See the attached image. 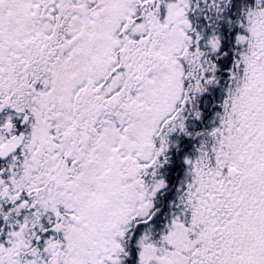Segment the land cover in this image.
I'll return each mask as SVG.
<instances>
[{"label":"snow or ice","instance_id":"6c2138e0","mask_svg":"<svg viewBox=\"0 0 264 264\" xmlns=\"http://www.w3.org/2000/svg\"><path fill=\"white\" fill-rule=\"evenodd\" d=\"M0 264H264V0H0Z\"/></svg>","mask_w":264,"mask_h":264}]
</instances>
